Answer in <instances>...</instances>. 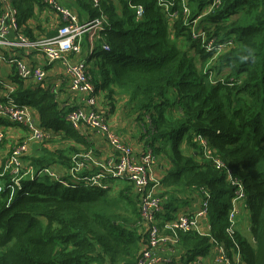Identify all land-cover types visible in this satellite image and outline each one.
Here are the masks:
<instances>
[{
  "label": "trees",
  "instance_id": "obj_1",
  "mask_svg": "<svg viewBox=\"0 0 264 264\" xmlns=\"http://www.w3.org/2000/svg\"><path fill=\"white\" fill-rule=\"evenodd\" d=\"M187 1L190 21L201 19L198 28L219 43L232 41L229 50L218 56L205 51L185 23L179 1L171 11L180 16L171 23V11L167 13L159 0H128L122 18L104 8L108 22L90 52L102 81L92 74V82L96 92L106 90L111 98L128 95L133 111L148 118L146 145L156 154L162 143L159 151L170 161L165 186L182 193L210 192L211 235L180 234V246L191 249L192 260L206 255L213 240L230 254L234 249L226 234L228 223H223L233 189L225 172L201 159L193 137L202 135L246 187L244 221L248 216L247 233L252 237L249 240L239 232L235 237L244 264H264V0H220L210 14L205 11L214 0ZM11 2L18 11L19 28L33 16L34 5L45 6L44 0ZM138 5L144 9L140 20ZM1 12L0 6V16ZM99 14L95 9L93 16ZM106 44L109 50L103 48ZM19 80L10 95L18 105L38 110L42 128L53 134L46 142L59 137L87 144L86 135L67 119L72 108L61 109L52 88ZM183 142L195 154H188ZM44 151L29 162L24 158L34 166V180L26 176L17 187L6 178L0 192V264H103L105 260L136 264L146 236L139 232L134 187L128 184L117 192L115 181L102 190L62 186L37 174L46 167L68 168L72 157L83 151L75 147ZM164 205L165 214L159 216L163 219L168 213L165 201Z\"/></svg>",
  "mask_w": 264,
  "mask_h": 264
},
{
  "label": "built area",
  "instance_id": "obj_2",
  "mask_svg": "<svg viewBox=\"0 0 264 264\" xmlns=\"http://www.w3.org/2000/svg\"><path fill=\"white\" fill-rule=\"evenodd\" d=\"M181 2L182 14L185 23L192 28L193 38L200 40L202 47L208 53L218 56L232 46V41L224 43L217 42L215 37H208L207 32L198 28L201 19L196 18L190 21L192 14L187 0H159L167 13L175 3ZM94 9H100L102 0H89ZM221 1L214 0L209 10L210 14L214 7ZM45 6L61 17L62 23L58 28L56 37H41L31 39L25 36L18 24V11L13 7L11 0H0V84L4 90V79L2 76L3 64L9 63L16 68L17 76L25 83L33 82L42 84L47 75L41 67L30 64L24 58H8L2 54L4 48H27L30 52H36L45 56L49 62H64L65 74L69 79V87L73 93L84 96L83 105L74 107L69 111L68 121L73 128L84 133L86 129L102 134L113 150L112 156L98 161L93 151H83L75 154L70 166L65 168L62 173L51 167H46L37 175H47L50 179L57 181L62 186L70 188L89 187L96 189H109L111 182L116 180H126L132 187L138 199L141 222L147 226L146 240L137 258L136 264H162L166 261H159L153 257V253L161 246L162 242H168L171 250L174 251L180 245V233H202L201 221H206L210 213L211 194L207 189H200L203 194L201 207L194 214L179 213L172 221L167 223V228L171 231L170 236H162L160 228V215L165 214L164 199L159 197L156 188L159 181L155 176L158 159L153 151L147 150L137 154L124 139L117 135L109 126L106 116L99 114L94 107L97 104V93L89 74V68L85 61H75L82 51V40L84 35L89 37L90 51L95 44L102 39L101 32L105 30L108 17L103 12L93 20L81 24L70 9L60 5L58 0H44ZM144 9L141 5L136 7L137 19L144 17ZM177 11H171L168 15L171 23L179 18ZM14 31L17 40L7 38L8 34ZM109 50L106 44L103 47ZM14 89L9 87L0 96V119L26 128V137L18 143L11 151L6 160L0 158V192L3 190L6 178L20 187L21 181L26 176L34 180L36 171L34 166L25 162L31 145L43 144L52 139L53 134L42 128L39 120L34 116L32 108L28 105H18L12 94ZM6 133L0 131V145L5 142ZM193 143L197 144L201 153V159L208 161L211 165L226 174L227 184L233 189V197L230 200L227 222L231 225L226 234L234 242V249L230 254L226 247L220 243L212 241L216 247L217 261L221 264H244L239 243L235 241L237 228L240 226V215L248 205L246 203L247 193L244 182L226 165L220 154L210 146L208 140L202 135H195ZM209 236V235H203Z\"/></svg>",
  "mask_w": 264,
  "mask_h": 264
},
{
  "label": "crops",
  "instance_id": "obj_3",
  "mask_svg": "<svg viewBox=\"0 0 264 264\" xmlns=\"http://www.w3.org/2000/svg\"><path fill=\"white\" fill-rule=\"evenodd\" d=\"M60 5L64 8L70 9L77 17L81 24L87 23L93 20V14L95 9L92 7L89 0H58ZM128 0H102L101 8L99 12H103L104 8L109 11L115 12V14L122 18L123 15V3ZM107 16V15H106ZM62 20L59 15L51 11L46 6L34 5L33 16L26 23L25 26H21V32L31 38L38 39L41 37H56L58 34V28L61 25ZM205 28L207 25H203ZM7 38L10 40H17L16 33L11 31ZM90 41L87 35H84L82 40V51L78 57L75 58V61L83 60L87 63L89 68V74L91 70V78L100 76V68L97 67L96 60L92 57L90 53ZM5 53V57L8 58H24L30 64L42 67L46 72V79L42 83L45 89H53L56 94H58L59 107L74 108L81 107L83 105L84 96L82 94L73 93L69 87V79L65 74V63L60 61L56 63H51L48 59L42 54L36 52H30L27 48H4L2 54ZM2 76L4 79V90L0 89V96L6 89L12 87L14 91L18 88V83L20 82L19 77L16 73V68L9 63L3 64ZM93 74V76H92ZM102 81V78H101ZM33 83V82H28ZM94 83V82H93ZM95 86V84H94ZM36 87V86H34ZM34 90V88H33ZM117 89L115 88V92ZM97 93V104L94 109L106 116L107 122L110 128L119 136H121L124 141H126L133 149H135L137 154H141L147 150H151L146 145V132L145 125L148 123V118L144 115L137 114L132 109L130 103V97L124 94H116L112 98L108 96V92L103 89H99ZM32 107V106H31ZM32 112L34 116L39 120L40 113L35 107H32ZM0 131L6 133L5 142L0 145V158L4 161L11 154L12 149L20 143L27 135L26 128L19 125H15L8 120L0 119ZM84 134L86 135L87 144H77L74 141L63 140L61 138H56L53 141L31 145L29 153L26 157V161H31L36 157H40L44 154V150L48 151H58L67 149L69 147H75L76 150L82 151H93L98 161H103L113 154V150L110 148L109 143L106 138L101 134H98L94 131L86 129ZM163 146V144L161 143ZM158 144L156 147L158 151L156 156L158 159L157 169L155 171V176L159 181V185L156 188L157 195L162 197L167 205L166 212L168 211L165 219L160 220V228L162 236H170L172 233L167 228V223L176 218L179 213L194 214L201 207V201L203 199V194L199 190L192 191L189 193H182L176 191L174 187H168L163 184V178H165L170 170V161L166 153L161 150ZM182 148L188 153L193 154L195 149L187 144H182ZM153 151V150H151ZM154 152V151H153ZM195 154V153H194ZM66 167L58 165L53 167L54 170L62 173ZM177 197H180L179 200ZM177 200V201H175ZM182 204L178 203L181 202ZM249 215V213H248ZM241 222V220H240ZM224 226L227 224L225 220ZM201 235H211L212 233V223L210 219L206 221H201ZM249 218L245 219L243 223H240V230L237 231L242 234L244 237L249 239L250 233L248 229ZM139 232L142 235L147 234V226L144 223H140ZM181 234V233H180ZM216 247L213 244L211 250L204 256L196 257L192 260V251L191 249L186 248L183 243L181 246L176 247L174 251L171 250V245L168 242H162L161 246L156 249L153 253V257L161 261H166L162 264H194L197 262L200 264H221L217 261ZM103 264H110L108 260H105Z\"/></svg>",
  "mask_w": 264,
  "mask_h": 264
},
{
  "label": "rangeland",
  "instance_id": "obj_4",
  "mask_svg": "<svg viewBox=\"0 0 264 264\" xmlns=\"http://www.w3.org/2000/svg\"><path fill=\"white\" fill-rule=\"evenodd\" d=\"M43 143H47V142H43ZM73 155H71L72 157ZM130 184L128 181L126 180H116L115 183H113V188L115 191L119 192L121 190H124L126 187V185ZM244 215H245V211H242L241 215H240V220L243 223L244 221ZM249 240H251V237H249Z\"/></svg>",
  "mask_w": 264,
  "mask_h": 264
},
{
  "label": "bare ground",
  "instance_id": "obj_5",
  "mask_svg": "<svg viewBox=\"0 0 264 264\" xmlns=\"http://www.w3.org/2000/svg\"><path fill=\"white\" fill-rule=\"evenodd\" d=\"M227 223H228V222H227ZM229 228H231V225L228 223L227 226H226V231H227ZM239 228H240V226L237 228V231L240 230ZM197 264H199V263H197ZM200 264H201V263H200Z\"/></svg>",
  "mask_w": 264,
  "mask_h": 264
}]
</instances>
